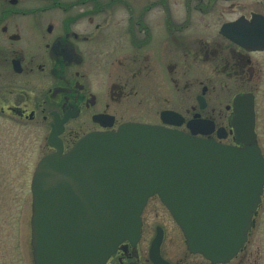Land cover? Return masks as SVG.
<instances>
[{
    "label": "flooded vegetation",
    "instance_id": "obj_1",
    "mask_svg": "<svg viewBox=\"0 0 264 264\" xmlns=\"http://www.w3.org/2000/svg\"><path fill=\"white\" fill-rule=\"evenodd\" d=\"M216 1L185 0L183 20L180 0H0V176L8 169L20 182L32 170L31 180L57 151L53 143L66 152L88 133L129 122L236 144L234 99L257 101L264 51L221 34L209 19ZM238 6L239 17L264 16V0ZM167 111L176 123L163 122ZM159 229L168 263L213 264L189 251L158 196L143 211L136 245L124 243L108 264H155Z\"/></svg>",
    "mask_w": 264,
    "mask_h": 264
},
{
    "label": "water",
    "instance_id": "obj_2",
    "mask_svg": "<svg viewBox=\"0 0 264 264\" xmlns=\"http://www.w3.org/2000/svg\"><path fill=\"white\" fill-rule=\"evenodd\" d=\"M221 33L264 50L262 15L226 23ZM232 127L242 146L127 124L43 159L32 184L35 263L106 264L121 242L139 237L140 215L154 194L171 210L192 252L213 263L231 260L247 241L264 192L253 95L235 98Z\"/></svg>",
    "mask_w": 264,
    "mask_h": 264
},
{
    "label": "rangeland",
    "instance_id": "obj_3",
    "mask_svg": "<svg viewBox=\"0 0 264 264\" xmlns=\"http://www.w3.org/2000/svg\"><path fill=\"white\" fill-rule=\"evenodd\" d=\"M184 1L180 0L183 8L181 10L183 20L185 18ZM244 1L250 3L253 0ZM239 2L240 0H217L215 5L218 12L209 18L210 21L220 28L224 22L235 20L240 15ZM197 15L200 16V14ZM261 57L264 61V54ZM256 111L258 141L264 154V79L257 97ZM34 162L32 165L30 163L32 169L36 165ZM31 173L32 170H29L27 178L20 182L10 178L11 174L8 169L4 175L0 176V264H35L31 228ZM153 224L154 221L150 224L147 222V233L154 231ZM254 224L255 226L249 232V240L242 250L241 256L245 254L242 264H264V192L254 217ZM179 241H182V238H179ZM177 249H180V253L184 254L182 246ZM172 255L175 258L176 254ZM238 262L239 259H234L230 264H238Z\"/></svg>",
    "mask_w": 264,
    "mask_h": 264
}]
</instances>
